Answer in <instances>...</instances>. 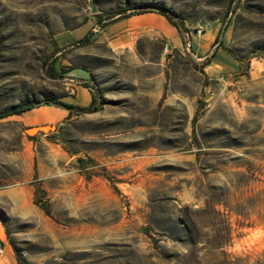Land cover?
I'll return each instance as SVG.
<instances>
[{"label": "rangeland", "instance_id": "374dc122", "mask_svg": "<svg viewBox=\"0 0 264 264\" xmlns=\"http://www.w3.org/2000/svg\"><path fill=\"white\" fill-rule=\"evenodd\" d=\"M76 87L88 113L42 105ZM24 103L0 127L13 264H264V0H0V111Z\"/></svg>", "mask_w": 264, "mask_h": 264}, {"label": "crops", "instance_id": "0c3cea01", "mask_svg": "<svg viewBox=\"0 0 264 264\" xmlns=\"http://www.w3.org/2000/svg\"><path fill=\"white\" fill-rule=\"evenodd\" d=\"M219 32V27L215 26L212 27L208 32H205L202 36V38H197L194 40V38H191L192 40V48H196L195 52V56L198 59H202L203 58V54H204V50L209 46V44L212 42V40L217 36ZM199 52V53H198ZM74 100H75V105H77L78 107H87L90 105L91 103V95L89 93V91L84 88V87H76L74 90ZM68 104H72L71 102H67ZM73 105V104H72ZM31 112H39L37 111H29L27 113H24L23 115L17 116H10V117H16L17 119L24 121L25 123L29 121L30 117H31ZM53 116L56 118H62L65 115V112L59 109H56L53 113ZM10 117H6L3 119H0V127H2L3 125H5L7 123V119H9ZM0 133L1 135H6V131L9 130L6 128L0 129ZM12 151L10 147H5V146H0V170L4 171L6 169V163L8 165H10L11 163V159H12V155H11ZM25 159L27 158V151L24 150V156ZM9 168V167H7ZM3 264H13L14 262V256L13 253L11 252V250L9 248L4 247V253H3Z\"/></svg>", "mask_w": 264, "mask_h": 264}, {"label": "trees", "instance_id": "16d2710c", "mask_svg": "<svg viewBox=\"0 0 264 264\" xmlns=\"http://www.w3.org/2000/svg\"><path fill=\"white\" fill-rule=\"evenodd\" d=\"M161 16H163L168 23H170L179 33L181 32L182 28H180L179 26H177L176 24H174L171 20V18L163 13V12H158ZM130 16H126V18H129ZM95 99L94 97L91 95V103H94ZM42 105L45 106H55L57 108L66 110L69 114L72 113V111H76L77 113H88V109L86 108H81L78 106H74L72 104H68V103H64V102H60V101H56L55 99H45L44 103ZM37 105L33 104V103H24L21 105H15V106H11L9 108H6L2 111H0V119L6 118V117H10V116H20L24 113H27L31 110H33L34 108H36Z\"/></svg>", "mask_w": 264, "mask_h": 264}, {"label": "water", "instance_id": "95a60500", "mask_svg": "<svg viewBox=\"0 0 264 264\" xmlns=\"http://www.w3.org/2000/svg\"><path fill=\"white\" fill-rule=\"evenodd\" d=\"M45 128H49L47 131L45 130ZM35 130V132L37 131H41V132H49L51 130V127L49 126H43V127H40V128H30V129H27L26 130V133L28 134V132H33Z\"/></svg>", "mask_w": 264, "mask_h": 264}, {"label": "built area", "instance_id": "2783aa9c", "mask_svg": "<svg viewBox=\"0 0 264 264\" xmlns=\"http://www.w3.org/2000/svg\"><path fill=\"white\" fill-rule=\"evenodd\" d=\"M3 253H4V249L0 245V256H3Z\"/></svg>", "mask_w": 264, "mask_h": 264}, {"label": "bare ground", "instance_id": "6f19581e", "mask_svg": "<svg viewBox=\"0 0 264 264\" xmlns=\"http://www.w3.org/2000/svg\"><path fill=\"white\" fill-rule=\"evenodd\" d=\"M49 128H45V130H48Z\"/></svg>", "mask_w": 264, "mask_h": 264}]
</instances>
